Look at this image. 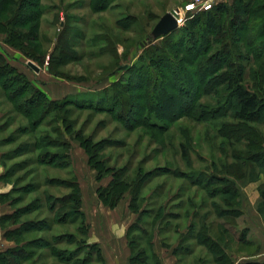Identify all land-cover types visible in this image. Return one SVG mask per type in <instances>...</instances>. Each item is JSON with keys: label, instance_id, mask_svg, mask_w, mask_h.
Here are the masks:
<instances>
[{"label": "rangeland", "instance_id": "rangeland-1", "mask_svg": "<svg viewBox=\"0 0 264 264\" xmlns=\"http://www.w3.org/2000/svg\"><path fill=\"white\" fill-rule=\"evenodd\" d=\"M23 1L15 0L6 11L0 9V54L22 76L17 81L16 76L5 78L20 90L13 102L0 86L1 173L10 186L8 200L1 204L8 214L18 211V223L27 228L22 237L29 258L7 254L0 264H102L83 241L106 249L113 235L132 225L136 228L130 234L133 244L144 251L137 264H152L149 240L165 264H214L206 246L194 238L203 224L213 240L228 241V252L237 262L264 250V215L257 211L263 170L247 158L256 146L248 151L239 139L247 131L228 134L226 125L235 119L231 110H219L227 105L220 86L205 91L197 101L216 109L215 113L185 112L175 119L167 116L163 122L158 112L142 110L150 97L167 87H152V81L136 86L132 80L138 76L119 68L136 64L142 47L154 40L151 31L159 18L175 13L189 0H38L37 13L27 4L36 0ZM221 1L229 0H214ZM178 16L184 19L185 15ZM240 44L236 39L234 46ZM225 49L224 55H236L235 48ZM243 57L239 63L247 76L248 61ZM4 60L0 65L6 68ZM29 61L39 69L31 68ZM24 75L48 99L64 103L54 109L42 97L27 103L31 93L21 86ZM185 75L192 81L191 73ZM247 77L251 81V74ZM1 83L6 84L3 78ZM195 94L187 93L186 103ZM172 111L179 110L172 106ZM250 125L264 139V119ZM63 135L70 139V164L62 165L63 158L55 160L59 166L41 164L59 150L45 149L48 140L61 141ZM81 142L90 149L98 170L88 164ZM114 178L121 179L118 187L127 191L110 208L100 202L97 189ZM72 179L81 190L86 237L78 214L59 217L49 210L73 191ZM226 195L231 204L224 200ZM3 233L0 226L4 252L16 244Z\"/></svg>", "mask_w": 264, "mask_h": 264}, {"label": "trees", "instance_id": "trees-1", "mask_svg": "<svg viewBox=\"0 0 264 264\" xmlns=\"http://www.w3.org/2000/svg\"><path fill=\"white\" fill-rule=\"evenodd\" d=\"M14 1L0 0V9L6 11ZM104 1L107 0H99L98 2L104 3ZM23 4H26V0L23 1ZM27 4H29V8L34 9V12H38V0ZM17 6L20 5L17 4ZM5 25H7L6 22ZM236 39L241 42L238 47L234 46ZM9 43L19 48L14 43ZM226 47L230 50H232V47L235 48L237 56L224 55ZM221 54L224 56H221ZM240 56L248 61L246 70L249 71L247 76L251 74L249 78L251 81H248V77L243 72L245 66L239 63L241 60ZM0 59L4 60L2 54H0ZM4 62L6 68L0 65L1 72L3 70V73L0 74V80L3 78L6 84L3 85L1 83L0 86L7 93L9 100L13 102V99L20 95V90L16 89V87L13 89L14 84H11L5 78L7 75L10 76L7 77L9 79L12 76H16L13 78L14 81H17V77L20 78L22 76L5 60ZM119 68L131 69L135 73L134 75L138 76L136 80L134 78L132 80L137 82L136 86L141 85L143 87L145 83L152 81V87L158 84L167 87L160 94L154 95V98L150 97L147 106H144L143 110L142 107L140 108L142 111L148 110L145 111L147 114L158 112V116L161 117L163 122L168 117L175 119L179 114L182 115L185 112L193 114L195 112L200 116L205 110L207 115L208 113H215L216 109H209L207 105H198L197 101L202 98V95L206 93L205 91L220 90L217 89L220 86V94L224 97V101H227L228 106L219 107V110L224 112L226 109L231 110V117L235 119L234 123L228 124V126L224 124L223 127L226 125L229 135L233 133L232 130H235L233 134H236L238 130L245 129L247 131L239 139L246 142L248 151L251 150V146H256L255 151L247 153V158L250 160V164L252 163L253 165L255 163L259 169L263 170L264 175V139L261 133L250 125V123L258 122L259 119H264V0H229L215 3L210 9L188 16L183 25L170 33L156 37L149 44L144 45L142 47V55L136 64L132 66L121 65ZM184 73H191L192 81L188 80V78L186 79ZM116 85L114 84L113 87ZM21 86L26 92L31 93L27 99L29 104L38 97H42L45 101L44 104L52 109L59 108L64 103L63 101L58 102L48 99L43 91L35 87L26 76ZM215 86L217 87L215 88ZM178 91L182 95V99L179 97ZM190 91L196 92V94L193 98L187 100V103L190 104L184 110L183 108L187 104L186 94ZM111 99L116 102L113 96L109 95V100L111 101ZM172 106H176L179 111L173 112ZM56 132L58 133V129H56ZM61 138V141L48 140L49 142L44 146L45 149L55 147L59 150L51 154V160L47 159L46 162L43 161L44 159L41 160V164L59 166V164L55 163L58 158H63L62 165L70 164V139L64 135ZM81 146L88 154V164L98 170L99 167L93 162V156L88 146L83 142H81ZM47 152L44 151L45 154ZM46 156L47 158L49 157L48 154ZM4 174L0 176V179L7 182ZM100 175H97L98 181L102 177ZM234 176L236 178L244 177V175L236 174ZM70 182L73 190L70 195L68 194L65 199L61 200L60 205L55 210L51 211L54 205H51L49 210L53 214H58L59 217L60 215L65 217L69 213L78 214L81 219V233L86 237L87 225L84 213L81 210V190L76 179H72ZM223 182L225 181L223 180ZM119 183H121V179L114 178L106 186H101L97 189L98 199L103 205L114 208L118 204L124 192L127 191L125 186L118 187ZM230 188V186L225 187L226 190H223V192L229 194L227 190ZM9 193L10 191L0 194L1 203H5L8 200ZM260 195L261 201L258 204L257 211L264 215V185L260 189ZM224 200H227V204L232 202L227 195ZM130 208L133 212L137 211L131 203ZM16 224H19L18 211H13L9 214L5 213L0 216V226L4 232V237L16 244L12 248L8 247L4 252L0 251V258L7 254H13L16 258H29L28 252L23 247L25 240L22 237L27 228H24L21 224L15 228H10ZM134 226L128 227L126 233L128 246L131 250L129 264H137V261L142 260L141 252L144 253L143 250L139 251L136 249V245L133 244L134 239L130 237L131 230L135 228ZM33 229L37 230L36 228ZM138 230L141 229L138 228ZM206 232L207 229L203 224L197 234L194 235V238L198 244L206 246L212 255L211 258L214 264H264V261H259L252 257L235 263V259L228 252V241L223 239V235L219 234L222 238H218V241H215ZM83 244L95 253L98 262L105 264L101 248L97 243L88 245L86 240H84ZM148 246L150 247L149 257L152 259V264H161L159 257L151 249L150 240ZM51 249L53 248L51 247Z\"/></svg>", "mask_w": 264, "mask_h": 264}, {"label": "crops", "instance_id": "crops-1", "mask_svg": "<svg viewBox=\"0 0 264 264\" xmlns=\"http://www.w3.org/2000/svg\"><path fill=\"white\" fill-rule=\"evenodd\" d=\"M2 169H4V166L1 162V151H0V176L2 175L1 173ZM9 187L10 186L8 183H5L0 179V194L6 193L9 190ZM6 208H7L6 205L1 204L0 202V216L9 212L8 210H6ZM126 233L127 230L123 229V231H120L119 235H113V238L111 240L112 241L111 247H107L106 249L100 247L101 251L103 252L102 254L105 260V264H129V256L131 252L127 244ZM1 250L2 249H0V251ZM262 250L257 252V254L252 255L251 257L259 261H264V250L263 252ZM153 252L157 254L161 264H165L164 258L157 253V250L155 248H153ZM172 255L176 257L174 254ZM239 261L241 260H238V262ZM235 263H237V261H235Z\"/></svg>", "mask_w": 264, "mask_h": 264}, {"label": "water", "instance_id": "water-1", "mask_svg": "<svg viewBox=\"0 0 264 264\" xmlns=\"http://www.w3.org/2000/svg\"><path fill=\"white\" fill-rule=\"evenodd\" d=\"M178 27V22L174 15L171 12H166L163 14L157 23L154 25L151 36L152 38L159 37L161 35H165L175 30ZM29 66L37 71L39 68L32 62H28Z\"/></svg>", "mask_w": 264, "mask_h": 264}, {"label": "built area", "instance_id": "built-area-1", "mask_svg": "<svg viewBox=\"0 0 264 264\" xmlns=\"http://www.w3.org/2000/svg\"><path fill=\"white\" fill-rule=\"evenodd\" d=\"M214 4V0H189L182 6L181 9L177 10L175 13L172 12V14L176 18L179 26V24H181L185 19L186 15L192 16L200 11L210 9ZM189 5H191V7H189ZM180 14L183 16L185 15L184 19L178 16Z\"/></svg>", "mask_w": 264, "mask_h": 264}, {"label": "snow or ice", "instance_id": "snow-or-ice-1", "mask_svg": "<svg viewBox=\"0 0 264 264\" xmlns=\"http://www.w3.org/2000/svg\"><path fill=\"white\" fill-rule=\"evenodd\" d=\"M189 7H191V5H189Z\"/></svg>", "mask_w": 264, "mask_h": 264}]
</instances>
